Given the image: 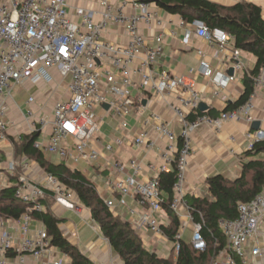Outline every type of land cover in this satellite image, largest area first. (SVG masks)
<instances>
[{
    "label": "built area",
    "instance_id": "obj_1",
    "mask_svg": "<svg viewBox=\"0 0 264 264\" xmlns=\"http://www.w3.org/2000/svg\"><path fill=\"white\" fill-rule=\"evenodd\" d=\"M126 1L139 12L128 14L123 4L116 7L110 0H98L96 21L90 10L75 8L74 15L79 21L74 22L66 0H0V142L6 139L9 126L16 125L15 120L8 119L9 103H13L12 88L24 83L49 86L57 76L60 82L68 80L66 98L55 100L50 112L46 113L44 105H36L35 99L30 97L27 105L31 106V111L23 114V122L28 134H37L33 147L44 157L73 165H90L101 157L90 146L99 130L97 110L119 122L121 129L129 128L127 119L136 108L132 97L136 84L144 95L166 106L178 127L176 134L161 112L154 110L142 120L132 140L136 148H144L147 152L162 144L161 163L148 164V171L170 172L173 166L176 170L169 209L179 219L180 226L173 249L177 253L182 233L190 226L189 245L202 253L206 244L200 235L201 224L193 219L188 209L183 186L188 171L190 135L204 128L217 133L228 123L244 122L248 127L243 133L246 151H252L255 143L263 142L264 130H251V126L255 122L253 100L256 91L264 95V68L253 78L254 89L244 106L220 112L217 117L198 116L201 96L195 88V74L206 79L214 88L212 97L219 98L221 90L247 72L237 49L232 47L227 55L224 54L233 39L220 28L209 30L201 25L194 32L199 40L219 44L218 52L224 56L221 65L227 60L232 75L226 70L213 69L202 47H196L198 68L189 69L186 76H173L155 68L165 42L157 10L140 0ZM141 26L150 33L147 38L141 34ZM110 27L122 29L125 44L103 39ZM191 34L185 31L182 45H189ZM134 76L139 77L137 83L132 80ZM105 105L108 109H104ZM13 109L18 113L17 107ZM104 150L111 152V145L104 146ZM28 167L34 171V182L29 183L27 179ZM112 169L113 173L105 182L111 196L103 201L107 209L127 208L129 216H136L130 222L134 231H146L157 239L167 240L161 228L165 197L158 187L157 176L140 179L144 165L133 158L114 164ZM0 170V190L13 186L15 197L22 204L30 205L18 219L0 217V264H70L56 257L45 229L34 231L31 224L32 213L44 211L42 202L48 196L56 205L80 214L81 207L75 203L74 194L27 159H10ZM16 176L17 180L7 185L9 177ZM127 199L141 207V213L129 208ZM263 224L264 189L251 202L239 203L235 220L219 223L227 245L212 264H237V260L239 264H250V259L257 257L260 250L258 246H251L247 253L245 246L261 235Z\"/></svg>",
    "mask_w": 264,
    "mask_h": 264
},
{
    "label": "crops",
    "instance_id": "obj_2",
    "mask_svg": "<svg viewBox=\"0 0 264 264\" xmlns=\"http://www.w3.org/2000/svg\"><path fill=\"white\" fill-rule=\"evenodd\" d=\"M110 1L111 4L116 7L119 4H123L125 11L128 14H135L139 12L138 9H132L129 6L128 1L126 0ZM207 1L215 5L218 4L224 7H232L233 4L242 1H246L248 3L250 2L260 8L261 16L264 20V0ZM66 3L72 21H79L78 18L74 15L75 8L90 10L94 14V20L96 21L98 19V0H66ZM151 7L157 10V13L163 23V28L161 31L165 39L163 53L156 62L155 68L157 70H165L167 72H170L173 76H186L189 73V69L196 70L198 68L199 57L196 55V47H202L207 56V61L213 69L222 71L226 70L227 72L230 70L231 64L227 63V60L225 61V66L221 65V61H224V56H222V54H219L218 52L219 44L199 40L194 36L195 30L197 29V27H199L197 23H194L193 25L185 23L184 25H182V22L178 16L166 14L165 12L154 7V5L152 4ZM140 30L141 34L145 38L149 36L150 33L143 26H141ZM186 30H189L192 33L189 38L190 43L188 46L182 45V38ZM103 39L118 45L126 43L122 29L116 27H110L109 29H107V31L103 34ZM149 46H151V44H149ZM232 47L233 41H231L229 46H227L226 52H224V54L227 55ZM239 54L244 69L246 71L251 70L255 62V58L253 57V55L241 51H239ZM193 79L195 82V88H197V91L201 96V103L206 104L208 106V110H213L214 112L219 113L226 106L227 102L236 101V99L239 98L243 92L241 77L235 80V82L231 83L227 89L221 90L219 98L212 97L214 88L211 87L206 79L199 76L198 74H195ZM132 80L134 83H137L139 77L134 76L132 77ZM66 84L67 83L60 82L59 77L56 76L55 82L49 86H46L44 84L33 86L29 83H24L20 87H25L26 89L36 88L37 92H39L34 98L36 101V105H44L45 112L48 113V109L50 112L55 100L64 97L66 98ZM132 89V97L136 108L132 115L127 119L129 128L125 130L121 129L119 122L112 119V117H110L109 115H104L103 112L99 110L101 112L100 117L97 116L99 130L95 134L90 146L95 149L101 157L97 161L90 163V165L85 163H78L73 165L71 163L68 164L62 162L71 171L74 169L79 170V165H84L86 169L91 170L90 175L84 173L81 170L79 171L86 176V178L92 184L93 188L96 190L98 197L102 201L111 198L109 193L106 191L105 182L107 178L113 173L112 166L116 163L127 162L132 158L138 161L140 160L144 165V169L139 176L142 180L155 178L159 174L157 171H148L146 169V166L150 163L155 166L161 163L160 152L162 151V144H159L158 147L150 152L145 151L144 148L138 149L132 144L134 135L141 128L142 120L146 118L150 112L154 110L160 111L163 115L164 121L168 123L169 128L173 129V131L178 134L177 124L172 121L171 115L166 109V106L162 104V102L158 101L157 99L151 100L149 96L144 95L140 90L137 89L136 84ZM253 102L255 106L253 117L255 119V122L259 123L258 129L264 130V95L260 90L256 91L255 99L253 100ZM13 103H9L10 111L8 113V119L15 120L14 124L16 125L9 126L6 134V139L0 142V166H2L10 159H27L25 157L15 155L14 144L10 141V139H12L13 141H18L19 136L28 134L27 127L23 122L24 112L22 113L21 111H18V113H14L13 108L14 106H17L15 103ZM35 106L32 107L35 108ZM107 120H109L110 122L107 123ZM247 128L248 127L244 122H239L236 124L228 123L224 125L217 133L211 131L210 129L204 128L190 135L191 149L190 156L188 158V171L183 184L186 196H193L195 198L206 196V194L208 193V185L206 184L205 180L208 177L223 175L230 180L238 178L241 170V163L247 161V158L245 156L246 142L243 135ZM117 141H119L121 144H118ZM107 144L111 145V152H105L104 146H106ZM46 159L50 161L49 157H47ZM56 160L57 162L54 164L61 163L60 160ZM11 178L13 177H9L7 185L12 183L10 181ZM75 200V203L81 207L82 205L78 203L76 198ZM42 203L44 211L49 208L54 216L57 219L61 220L58 227L61 230L64 238L67 239L71 244L75 246L77 245L78 247L81 239L79 238L76 224L74 225L72 222H69L65 217L67 214H70L73 211L63 206L56 205L51 197H47ZM126 203L128 204L129 208L134 209L137 213H141L142 208L136 206L131 199H127ZM110 211L114 216L119 217L122 221H128L129 223L136 217L135 215L129 216V214L127 213V208H115L114 210ZM73 213L78 217L80 216L81 222L83 223H87V221L92 222L89 212L86 209L84 210L83 207L81 208L80 214H78L77 212ZM162 220L163 226L168 225L169 221L166 214L162 216ZM93 224L94 227H92L91 230H93L97 234V237L88 244L84 251H81L79 249L80 252L89 259L91 264H121L118 257L111 253L108 243H106L105 238H103L99 232L98 226L94 222ZM42 228H44V225L40 221L36 219L32 221V230L37 231ZM184 231H188L190 235V226L186 227ZM136 234L138 235V237H140L143 247L150 252L156 253V255L158 242L168 241L160 238L157 239L146 231H143L141 233L136 232ZM262 238H264V236L259 234L256 239L250 241V243L245 246V250L247 253L249 252V248L251 246H258L260 250V254L257 257L250 259V264H264L262 263V246H264V239L262 240ZM55 251L58 252L60 256H58ZM55 251L54 254L57 258H63L70 262L69 258L65 255H62V253H60L56 248Z\"/></svg>",
    "mask_w": 264,
    "mask_h": 264
},
{
    "label": "trees",
    "instance_id": "obj_3",
    "mask_svg": "<svg viewBox=\"0 0 264 264\" xmlns=\"http://www.w3.org/2000/svg\"><path fill=\"white\" fill-rule=\"evenodd\" d=\"M166 14L178 16L181 22L193 25L200 23L209 30L220 28L233 39V48L253 55L255 62L251 70L241 77L243 92L234 102H227L220 112H231L247 103L253 92V78L264 68V20L260 8L246 1L224 7L207 0H140ZM220 112L207 110L197 115L206 114L217 117ZM37 139L36 133L19 136L18 141H10L16 148L15 155L25 157L36 163L40 171L53 175L67 189H69L90 215V219L108 243L110 251L117 256L121 264H212L226 248L227 240L220 229L223 220L232 221L237 218L239 203H249L264 189V141L255 143L252 151H246L247 161L241 163L238 178L230 180L223 175L206 178L208 193L204 197L195 198L185 196L188 209L195 221L201 224L200 235L206 244L204 252L194 251L189 243L179 240V248L173 259L159 257L143 247L140 237L132 229L128 221H122L107 209L98 197L96 190L79 170L68 169L64 163L54 164L48 161L42 152L34 149ZM174 166L170 172H160L157 175L158 187L162 191L165 201L164 212L169 221L161 226L162 233L168 242L175 241V235L180 226L179 219L171 213L169 206L173 197L176 182ZM18 176V175H17ZM17 176L11 178L13 183ZM51 197V196H48ZM29 204H22L16 197L13 186L0 190V217L18 219L26 212ZM34 219L40 221L50 239V245L62 255L69 258L70 264H91L77 245L71 244L64 238L57 219L49 208L42 213H32ZM237 264L239 261L237 260Z\"/></svg>",
    "mask_w": 264,
    "mask_h": 264
},
{
    "label": "rangeland",
    "instance_id": "obj_4",
    "mask_svg": "<svg viewBox=\"0 0 264 264\" xmlns=\"http://www.w3.org/2000/svg\"><path fill=\"white\" fill-rule=\"evenodd\" d=\"M64 83H67L68 80L63 81ZM12 93V98L14 103L16 104L17 108L19 109V111H21L22 113L24 112V114H26L27 112L31 111V106L27 105L28 99L30 97L35 98V96L39 93L37 92L36 88H32V89H26L25 87H20V86H15L12 88L11 90ZM48 113H49V109H48ZM97 116L100 117L101 112L98 110L96 113ZM110 121L107 120V123H109ZM14 151L16 152V148L14 147ZM49 160L53 163H56L57 160L55 158H49ZM28 167L25 171V173L27 174V179L30 182H34L35 181V174L32 168ZM78 169L83 171L84 173L90 175L91 170L86 169V167L84 165H79ZM90 169V168H89ZM83 206H81L82 208ZM84 208V207H83ZM85 210V208H84ZM67 218V220L69 222H72L74 225L76 224L77 227V232L79 235V238L81 239V242L78 244V248L81 251H84L85 248L88 246L89 243L92 242L93 239H96L97 234L91 230L92 227H94L93 222L87 221V223H83L81 222L80 216L78 217L77 215H75L73 212L70 214H67L65 216ZM261 229V235L264 236V226L261 225L260 226ZM183 236V241L185 242H189L190 240V235L188 231H184L182 233ZM264 238H262L263 240ZM264 243V240H263ZM173 244L171 242H158L157 245V256L159 257H163V258H167L171 255V252L173 254V259L175 258L176 252L174 251H170V249L172 248ZM263 252H262V263H264V246H262ZM56 252V251H55ZM58 256H60L58 254V252H56ZM218 259H216L215 261H217Z\"/></svg>",
    "mask_w": 264,
    "mask_h": 264
},
{
    "label": "water",
    "instance_id": "obj_5",
    "mask_svg": "<svg viewBox=\"0 0 264 264\" xmlns=\"http://www.w3.org/2000/svg\"><path fill=\"white\" fill-rule=\"evenodd\" d=\"M197 25L201 26L202 24L197 23ZM228 74L232 75L233 74V70L230 69L228 71ZM103 107H104V109H108V106H106V105L103 106ZM207 110H208V106L206 104H204V103L203 104L202 103L199 104V106H198L199 113H203V112H205ZM258 128H259V123L258 122H254L253 125L251 126V130H257Z\"/></svg>",
    "mask_w": 264,
    "mask_h": 264
}]
</instances>
